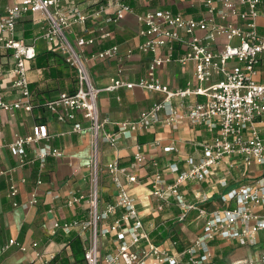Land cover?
Instances as JSON below:
<instances>
[{
    "label": "built area",
    "instance_id": "built-area-1",
    "mask_svg": "<svg viewBox=\"0 0 264 264\" xmlns=\"http://www.w3.org/2000/svg\"><path fill=\"white\" fill-rule=\"evenodd\" d=\"M131 1L150 5L165 0H0V51H10L4 63L7 67L0 65V114L33 109L28 62L35 57L36 48L34 39L26 42L17 33L16 25L23 17L31 16L39 25L41 38L77 72L72 94L62 92L42 106L58 122L71 124L68 133L89 134L87 192H69L65 199L68 207L85 201L88 217L54 220L51 234L58 229L84 233L85 264H206L213 257L210 244L215 239L248 248L257 246L258 235L264 231V82L256 79L264 54V35L256 24L260 0H200L197 15L157 5L136 13L140 38L136 49L150 58L144 75L125 80L121 78L123 61L132 55V49L121 54L117 44L99 50L90 47L110 35L107 24L135 12ZM109 59L119 62L117 75L104 87H96L87 63ZM169 63L191 65L193 77L184 86L171 87L158 76L159 68ZM122 87H138L162 97L140 111L137 118L115 121L114 130H105L109 121L101 118L98 95ZM77 113L86 125L75 120ZM182 118L209 133V138L199 143V156L175 157L165 164L149 157L150 148L159 146L160 141L140 144L137 134L157 124L176 129ZM49 137L46 124L36 122L28 134L14 133L10 141H0V153L7 147L18 165L38 160L42 166L47 156L61 154L58 148L42 142ZM119 139L136 140L135 151L127 164L113 158L103 166L114 200L101 208L100 144L116 149ZM164 149L177 151L172 144ZM150 167V172L140 175L139 171ZM40 182L37 178L36 183ZM134 184L147 188L152 200L149 214L157 216L166 206L174 205L179 209L175 220L183 222L190 211H197L196 218L204 222L194 241L181 251L172 250L177 241L169 240L164 246L166 240L154 243L150 233L165 221L150 220L147 224L142 220L130 191ZM188 186L195 189L190 193L194 200L187 196ZM18 192V186L9 181L6 197L13 207L38 202L35 193L18 202L14 199ZM208 199L222 206L207 209L198 205ZM232 201L234 207L230 208ZM106 237L113 248L102 252ZM9 245L21 251L30 247L36 264H48L55 254L40 251L37 241L28 246L15 238L1 250ZM259 253L248 264H264V248Z\"/></svg>",
    "mask_w": 264,
    "mask_h": 264
},
{
    "label": "crops",
    "instance_id": "crops-1",
    "mask_svg": "<svg viewBox=\"0 0 264 264\" xmlns=\"http://www.w3.org/2000/svg\"><path fill=\"white\" fill-rule=\"evenodd\" d=\"M85 3H93L98 0H84ZM105 1V0H104ZM200 0H165L163 2H154L147 5L138 1H131L134 6V13L126 15L123 19L116 23H109L106 29L110 31V35L97 42L90 48L92 50H99L113 44H117L119 51L123 54L127 49H132L133 53L129 58H126L123 63V70L121 71V78L125 80H135L144 75L150 55L139 52L136 46L140 40L137 36L138 21L136 13L144 10L147 7L160 6L168 7L172 10H181L185 13L197 15ZM259 15L256 19L257 30L260 34L264 35V0L259 3ZM39 25L33 23L31 16L23 17L16 25L17 33L26 42H32L36 48V54L39 51L53 48L51 44L47 43L40 36ZM25 30H30L31 36H22ZM10 52V51H8ZM10 56L7 54L0 55V65L6 68L4 63ZM7 63V62H6ZM119 62L116 59H109L104 61H89V73L93 84L96 87H104L110 81L111 77L117 75ZM160 79L170 85L184 86L185 82L193 77L191 65L180 66L176 63H169L158 70ZM28 79L30 82H39V85L45 83L44 71L41 68L30 69L28 71ZM258 81L264 82V54H262L259 71L256 75ZM57 82V81H56ZM56 82H51L58 85ZM66 80L64 87L68 86ZM162 95L158 92H150L141 90L138 87L133 89L118 88L112 91H101L98 95V108L101 118H107L108 123L104 124L105 130H114L115 121L134 119L137 118L140 111L149 107L152 102L159 100ZM198 100L202 97L198 96ZM76 121L87 124V121L82 118L80 113H77ZM36 122H44L47 126L50 135L48 140H43L50 144L53 148L56 147L60 150L61 154L58 156H47L44 165H39V161L35 160L25 166L18 165L15 157L11 154L7 147H3L0 153V264H36L37 259H33L32 249L28 247L27 251L19 250L15 245H9L3 251L1 250L8 243L10 238L23 242L29 246L30 242L37 241L40 251L44 253H57L65 247V242H58L55 240L57 236L62 235L60 229L51 234V226L54 220L63 222L71 219H86L88 216L87 205L85 201L76 203L73 207H68L65 204V199L69 192L86 193L88 189V168L87 161L90 154L89 134L87 132L82 134L68 133L70 123L58 122L52 115H50L45 108H33L32 111L16 110L14 115L8 113L0 114V141H10L14 133L26 135L30 132L31 126ZM148 137L140 142L139 137ZM209 138V133L203 126L192 125L185 118L179 121L176 129L167 125L157 124L149 130L137 134L136 139L140 144H150L152 139H158L160 145L150 148L148 153L149 157H154L162 164L173 161L175 157L181 159L186 156L198 157L200 152L199 143ZM134 139H119L116 149H113L108 144L101 142L100 144V161L101 165H105L113 158H118L121 164H127L132 159L133 152L135 151ZM174 145L177 148L176 152L166 151L164 147L167 145ZM29 154L31 149L26 147ZM150 172L151 167L139 171L140 175L144 172ZM105 186L99 191L101 198L103 196L108 199H113V187L109 181V177L104 169ZM103 176V175H102ZM37 178L41 182L36 183ZM104 178V177H103ZM143 178V177H142ZM9 181H13L19 188V192L14 197L18 202H23L28 199L31 193H35L38 202L29 207L16 206L13 207L10 198L6 197L7 185ZM101 181H104L101 177ZM208 190V189H207ZM47 191H51L47 193ZM131 193L136 201V208L143 217L152 211V200L148 194L147 188L141 184H134ZM211 191L208 190L207 194ZM57 194V196H54ZM189 200H194L192 194L188 195ZM104 199V198H103ZM103 208L106 202L102 203ZM179 209L176 206H166L163 211L159 213L160 223L167 220H173L175 231L179 234L181 239V231L179 224L175 220L174 211ZM174 210V211H173ZM151 214V213H150ZM190 214V213H189ZM187 215L185 219L188 220ZM80 217V218H79ZM193 218H196V214ZM111 219V217L109 218ZM150 220L145 223L148 224ZM163 224V223H161ZM65 233V232H64ZM258 238L260 243L254 247L240 246L244 251L255 259V255L260 254L264 248V231L259 233ZM107 242L111 247V240L102 239V242ZM182 241V239H181ZM169 240L163 242L168 245ZM227 241L216 240L212 241L210 246L212 249L213 257L206 264H215L217 250L222 247L234 246L237 243L232 242L226 244ZM220 244V245H219ZM221 244H223L221 246ZM184 246V244H183ZM237 246H239L237 244ZM172 250H176L175 247ZM104 252V248H102ZM231 253V251H230ZM229 253L227 254V256ZM221 253H218V258H221ZM226 256V257H227ZM225 258L222 263L226 264Z\"/></svg>",
    "mask_w": 264,
    "mask_h": 264
},
{
    "label": "trees",
    "instance_id": "trees-1",
    "mask_svg": "<svg viewBox=\"0 0 264 264\" xmlns=\"http://www.w3.org/2000/svg\"><path fill=\"white\" fill-rule=\"evenodd\" d=\"M22 36L29 37L31 36L30 30H25L22 33ZM1 54L10 55V52L0 51ZM41 68L44 71V81L45 83L39 85V82H30L29 87L31 91V99L33 102V108H44L42 104L45 101L55 99L60 93L66 92L71 93L77 87V72L74 67H72L69 63H67L61 53L56 50L54 47L50 49H46L43 51H39L35 55L33 59L28 62V71L30 69ZM69 82L68 86L64 87V81ZM57 81V82H56ZM51 82H56L58 85H51ZM148 137H139V141L142 142ZM104 198V199H103ZM100 206L103 205V202H112V199H108V197L101 196L99 197ZM200 207H205L207 209L213 208L215 206L213 199H208L205 202H201L198 204ZM174 205H171L173 207ZM233 201L230 204V208H233ZM174 211V210H173ZM174 213H178V210L174 211ZM190 216L192 214H197V211L192 210L189 212ZM120 214V210L115 216ZM80 218V217H79ZM159 215L154 216L153 214H147V217H142V220L146 222L147 220H154L156 223L159 219ZM188 219L189 216H188ZM173 220H167L159 225L155 230L150 233V237L152 241L156 244L163 242L164 240L177 241L175 245V249L177 251L183 250V241L179 239V234L175 231ZM63 232V231H62ZM105 239H108L107 237ZM58 242H65V247L60 251L54 254V256L47 262L48 264H85L84 262V245H85V235L79 234L76 230H71L68 233H62V235L57 236L55 238ZM110 240V239H109ZM234 245L233 247H236ZM102 248H104V252H109L113 248V245L105 241L102 242ZM232 246L222 247L219 251L217 250V255L215 258V264L222 263L223 258L230 253ZM218 253H221V258H218Z\"/></svg>",
    "mask_w": 264,
    "mask_h": 264
},
{
    "label": "rangeland",
    "instance_id": "rangeland-1",
    "mask_svg": "<svg viewBox=\"0 0 264 264\" xmlns=\"http://www.w3.org/2000/svg\"><path fill=\"white\" fill-rule=\"evenodd\" d=\"M104 166V165H103ZM100 165V173H99V178H98V190L101 191V188L105 186V183L108 181H105V175H104V167ZM103 175V176H102ZM104 179V181H101ZM104 177V178H103ZM194 187L188 186L187 189V196L194 192ZM217 206H222L220 205L219 202L216 203ZM215 205V206H216ZM194 215L191 217V219H188L184 221V223L179 224V229L181 231V239L183 241L184 245H188L192 243L195 239V236L197 234V231L200 230V228L203 225L204 219L201 217L198 218H193ZM264 242V241H262ZM228 244V242L226 243ZM220 245V244H219ZM223 244H221L222 246ZM244 248H241L240 246H236L231 248V253L226 257L225 263L226 264H248L250 263L251 259L253 258L251 255L253 254L252 252L248 253V251H244ZM255 259H257V255H255Z\"/></svg>",
    "mask_w": 264,
    "mask_h": 264
}]
</instances>
